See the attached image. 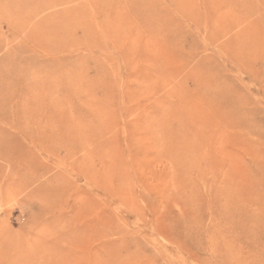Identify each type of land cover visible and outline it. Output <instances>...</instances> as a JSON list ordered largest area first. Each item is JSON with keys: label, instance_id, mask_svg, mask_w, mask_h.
<instances>
[{"label": "rangeland", "instance_id": "rangeland-1", "mask_svg": "<svg viewBox=\"0 0 264 264\" xmlns=\"http://www.w3.org/2000/svg\"><path fill=\"white\" fill-rule=\"evenodd\" d=\"M236 1L0 0V264H264V0Z\"/></svg>", "mask_w": 264, "mask_h": 264}, {"label": "bare ground", "instance_id": "bare-ground-1", "mask_svg": "<svg viewBox=\"0 0 264 264\" xmlns=\"http://www.w3.org/2000/svg\"><path fill=\"white\" fill-rule=\"evenodd\" d=\"M232 1H233V0H232ZM235 1H236V0H235ZM236 2H237V1H236ZM247 2H248V1H247ZM243 3H244V1H243ZM234 4H236V3L234 2ZM226 5H227V4H226ZM239 5H240V4H239ZM239 5H238V6H239ZM227 6H228V5H227ZM229 6H230V5H229ZM241 6H242V5H241ZM241 6H240V7H241ZM242 7H244V6H242ZM232 8H233V7H232ZM233 260H234V259H233ZM229 264H230V263H229Z\"/></svg>", "mask_w": 264, "mask_h": 264}]
</instances>
